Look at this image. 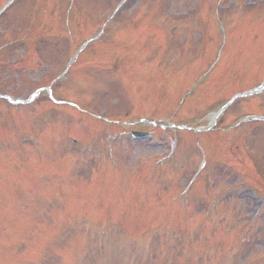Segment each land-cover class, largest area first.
Wrapping results in <instances>:
<instances>
[{"label":"rangeland","instance_id":"1","mask_svg":"<svg viewBox=\"0 0 264 264\" xmlns=\"http://www.w3.org/2000/svg\"><path fill=\"white\" fill-rule=\"evenodd\" d=\"M8 1L0 0V9ZM69 11L71 55L105 30L101 39L111 43L87 49L105 50L106 58L114 52L120 69L115 75L74 67L55 91L65 105L46 98L12 108L0 100V264H264L258 262L264 255V199L249 189L250 183L264 188V92L239 98L212 129L207 126L209 112L264 80V65L258 67L263 40L255 56L251 43L241 58L239 37H264V0H21L0 19L1 93L26 98L38 83L58 75L69 59V40L62 37ZM221 47L224 57L210 82L180 103L192 87L181 82L202 76L194 68L203 59L215 60ZM43 57L55 63L54 73L45 70ZM106 58L93 63L104 67ZM244 63L248 73L240 76ZM173 84L182 85L177 98L171 96ZM85 111L126 116L124 121L147 113L160 124L204 132L143 126L153 133L152 142L133 145L125 134L113 142L111 136L125 126L101 125ZM31 132L32 143L23 142ZM191 136L202 138L211 156L206 179L207 170L189 187L199 166L196 153L179 173L161 167L167 184L161 191L188 203L183 217L178 209L159 207L170 198L138 189L142 182L158 189L148 171L154 167L156 173L160 159L179 164L184 147L195 152ZM156 209V219L145 223ZM174 254L179 258L171 259Z\"/></svg>","mask_w":264,"mask_h":264},{"label":"bare ground","instance_id":"2","mask_svg":"<svg viewBox=\"0 0 264 264\" xmlns=\"http://www.w3.org/2000/svg\"><path fill=\"white\" fill-rule=\"evenodd\" d=\"M216 116H217V114H213V115H211V116H210V120L214 122L215 119H216Z\"/></svg>","mask_w":264,"mask_h":264}]
</instances>
